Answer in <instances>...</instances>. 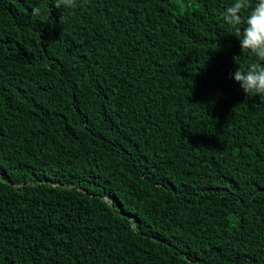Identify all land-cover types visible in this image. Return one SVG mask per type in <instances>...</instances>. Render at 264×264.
Wrapping results in <instances>:
<instances>
[{"label":"trees","instance_id":"16d2710c","mask_svg":"<svg viewBox=\"0 0 264 264\" xmlns=\"http://www.w3.org/2000/svg\"><path fill=\"white\" fill-rule=\"evenodd\" d=\"M232 2L0 0V264H264Z\"/></svg>","mask_w":264,"mask_h":264},{"label":"clouds","instance_id":"9594fccd","mask_svg":"<svg viewBox=\"0 0 264 264\" xmlns=\"http://www.w3.org/2000/svg\"><path fill=\"white\" fill-rule=\"evenodd\" d=\"M54 6L75 8L76 0H55ZM251 8L247 16L242 13ZM31 14L41 15V9L34 7ZM222 19L232 28L229 34L240 41L241 50L250 51L258 60L246 69L239 67L230 76L248 96L264 97V0H256L254 7L250 0H233L221 13ZM244 24L241 28L240 25Z\"/></svg>","mask_w":264,"mask_h":264}]
</instances>
